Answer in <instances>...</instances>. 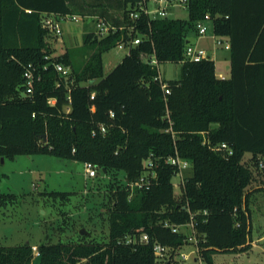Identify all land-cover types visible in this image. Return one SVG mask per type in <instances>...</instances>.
<instances>
[{"label":"trees","instance_id":"16d2710c","mask_svg":"<svg viewBox=\"0 0 264 264\" xmlns=\"http://www.w3.org/2000/svg\"><path fill=\"white\" fill-rule=\"evenodd\" d=\"M141 1L0 0V160L45 154L88 162L111 188L107 240L40 243L36 256L29 243L0 245V264H161L157 243L169 247L164 264H173L189 243L182 229L189 222L202 264L250 249L249 206L264 191L248 189L264 174V0H186L184 20L146 14ZM44 15L100 19L116 29L98 36L85 28L77 48L55 54L58 38L42 27ZM206 15L214 36L227 39V77L215 74L209 57L183 56ZM121 43L127 53L103 75L102 55ZM164 62L180 63L177 79H162L168 93L156 80ZM55 64L70 70L64 75ZM28 65L40 77L30 94ZM222 143L226 149L217 148ZM175 153L192 166L178 193L168 162ZM145 174L149 185L131 191ZM15 200L0 189V207Z\"/></svg>","mask_w":264,"mask_h":264},{"label":"rangeland","instance_id":"374dc122","mask_svg":"<svg viewBox=\"0 0 264 264\" xmlns=\"http://www.w3.org/2000/svg\"><path fill=\"white\" fill-rule=\"evenodd\" d=\"M148 9L157 4L147 2ZM167 16L174 19H187L184 4L166 6ZM153 16V15H151ZM77 16V20H63L64 34L55 43V54L63 52L65 47L77 48L81 43V31L93 28V21ZM206 33L196 37L194 32L188 38L192 43L203 48L214 61L215 74L219 77L229 76L228 65L230 51L226 48V38L214 36L212 20L202 21ZM217 39L221 40L219 43ZM128 47L121 44L102 55L103 75H107L127 53ZM80 57H75L80 63ZM77 65V64H76ZM70 70V69H69ZM161 79L173 80L180 76V63L164 62L159 64ZM221 74V75H219ZM250 157L246 153L244 159ZM6 176L2 179L0 189L5 193H14L16 200L0 207V245L13 246L23 243L39 245L40 243L104 241L108 236V213L111 204L109 176L97 174L94 178L83 177L80 162L59 158L52 155H19L13 160H6L1 166ZM192 166L182 171L184 178L191 176ZM121 177L120 174H118ZM154 176V175H153ZM179 176H173L177 184ZM264 188V174H255V180L249 186ZM132 191V190H131ZM178 193V186L175 187ZM51 192L66 193L63 196L48 195ZM251 198V247L237 253H216L215 264H264V191L256 192ZM84 229L85 234H79ZM190 233L188 226L182 227ZM183 245L174 255L173 264L193 263L197 246L191 241ZM250 242V241H249ZM182 254H186L184 261ZM195 264H202L197 256Z\"/></svg>","mask_w":264,"mask_h":264},{"label":"built area","instance_id":"2783aa9c","mask_svg":"<svg viewBox=\"0 0 264 264\" xmlns=\"http://www.w3.org/2000/svg\"><path fill=\"white\" fill-rule=\"evenodd\" d=\"M149 0H142L141 2L138 3L139 8L146 14L149 15H153V16H159V17H165L167 16V8L166 6L169 4H186V0H152L154 3L157 4V6L152 9L149 10L148 9V2ZM130 17L131 18H136L137 14L136 13H130ZM67 20L69 21H75L77 20V15H71V16H67L65 17ZM60 16H54V15H44L41 21L42 27L44 29H46L48 32H50L51 34H54L57 38H61L63 30H62V21L65 19ZM208 15H206L204 17V19H208ZM203 21V20H202ZM202 21H198L196 23V29L198 32L199 37L203 36L206 33V27L203 25ZM115 26L112 25L109 22L97 19V21L95 22V34L98 36H104L109 34L110 32H113L115 30ZM218 43L221 41L219 39H217ZM130 43V42H129ZM132 44H137L139 43V39L135 38L133 41H131ZM122 44V43H121ZM121 44H119L118 46H120ZM226 48H228V42H226ZM184 58L190 61H200L204 58L209 57L207 52L203 49L200 48L197 45H188L185 49V52L183 54ZM152 64H156V61L154 59L151 60ZM55 68L56 71L62 73V74H67L69 72V68L65 67L62 64H55ZM23 76L25 78V90L27 94H30L32 92V85L33 83L38 80L40 77L38 75V73H35V69L33 66L28 65V67L24 70ZM156 80L159 81V83L161 84V88L163 90L164 93H168L169 89L166 86V83L163 82V80L161 79L160 76H158L156 78ZM50 104H52L54 102V100L50 99L48 101ZM101 130L104 132V127L101 128ZM217 148H224L226 149L227 146L226 144L222 143L220 144L219 147ZM231 152V151H230ZM229 152V153H230ZM168 162L176 168V172L175 175L180 177V180L177 184H174V187L178 186V189L180 190V186L183 184L184 181V176H182V171L188 167V165L190 164L187 160L182 159L178 156L177 153H175L174 156H171L168 158ZM260 167L264 168V162L260 163ZM83 169H84V173L86 177L89 178H94L96 176V169L95 167L91 164V163H83ZM149 185V181L147 179V174H145L144 176H141L137 181L133 182L130 184V189L132 190L133 188H142L143 186ZM165 226H168V222L164 223ZM188 226L190 228V235L187 238V241H191L194 244H196V237H195V232H194V227L192 222H189L185 225H183V227ZM179 226H172V231L176 232L178 231ZM142 240L143 241H147L148 240V236L146 234H144L142 236ZM131 239L127 238L126 242H130ZM32 251L33 254L36 256L38 255L37 252V247L36 246H32ZM155 255L160 258L161 260V264H164V261L166 260V258L169 257V247L167 246H162L160 244H154L153 246ZM187 258L186 254H182V259L185 261ZM196 260L194 259L193 262H195ZM183 264H193V263H189V262H184Z\"/></svg>","mask_w":264,"mask_h":264},{"label":"crops","instance_id":"0c3cea01","mask_svg":"<svg viewBox=\"0 0 264 264\" xmlns=\"http://www.w3.org/2000/svg\"><path fill=\"white\" fill-rule=\"evenodd\" d=\"M93 25H94L93 28H94V30H95V23H93ZM62 30H63V27H62ZM84 30H85V27H84L83 31H84ZM83 31L80 32V33H81L80 35H82ZM62 34H64V30H63V33H62ZM80 44H81V43H78V46H79ZM193 44H194V45H197V41H196V43L194 42ZM64 49L66 50V49H68V48L65 47ZM65 50H64V51H65ZM64 51H63V52H64ZM61 53H62V52H61ZM61 53H60V54H61ZM227 68H229V65H228ZM219 75H221V74H219ZM222 77H223V76H222ZM224 77H225V76H224ZM81 164H82V163H81ZM82 167H83V164H82ZM5 176H6V175H5ZM83 177H84V178L86 177V176H85V173H84V169H83ZM32 246H35V245H32Z\"/></svg>","mask_w":264,"mask_h":264},{"label":"water","instance_id":"95a60500","mask_svg":"<svg viewBox=\"0 0 264 264\" xmlns=\"http://www.w3.org/2000/svg\"><path fill=\"white\" fill-rule=\"evenodd\" d=\"M43 141H45V139H43ZM0 162H1V164H3L4 163V160H3V158H1V160H0ZM86 233V231L84 230V229H81L80 231H79V234H85Z\"/></svg>","mask_w":264,"mask_h":264}]
</instances>
